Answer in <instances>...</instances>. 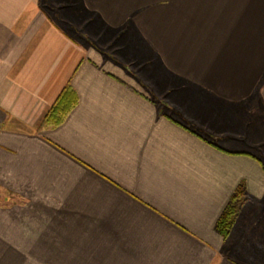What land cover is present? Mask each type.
<instances>
[{
	"label": "crops",
	"instance_id": "0c3cea01",
	"mask_svg": "<svg viewBox=\"0 0 264 264\" xmlns=\"http://www.w3.org/2000/svg\"><path fill=\"white\" fill-rule=\"evenodd\" d=\"M77 2L0 0V264H264V0Z\"/></svg>",
	"mask_w": 264,
	"mask_h": 264
},
{
	"label": "rangeland",
	"instance_id": "374dc122",
	"mask_svg": "<svg viewBox=\"0 0 264 264\" xmlns=\"http://www.w3.org/2000/svg\"><path fill=\"white\" fill-rule=\"evenodd\" d=\"M44 2L51 9V12L54 15V17H58L59 19L64 20L67 12H69L70 15L74 16L80 21L82 20L85 21V19L86 20L92 19L91 18L92 14L87 13L86 10L83 12L82 10L83 7L81 6L80 2L79 3L77 2V0H44ZM73 3L78 5V7L72 8L71 6L73 5ZM78 28L82 29V27H78ZM79 32L81 33L82 31H79ZM90 36L92 39L96 40L97 44L101 46L102 50L106 52V54H109L112 56H115V54H118V51L125 48L124 47L125 45L129 46L130 44H135L132 41H135L137 43L136 45L141 44L143 46L141 49L139 47V50L143 51L142 55L140 53L141 57L145 58L147 56L152 55V53L149 50L144 48L145 43L142 40V38L139 36V34L134 35L132 33L131 36H129L125 34H120V32L116 34L112 32L106 33L105 31L103 32L100 30H96L95 28L92 30V32H90ZM151 57L152 56H150L149 58ZM157 64L158 62L156 63V60H155L154 62L155 67H157ZM261 138H262L261 140L264 139V111L263 110H261ZM261 156H264V147H261Z\"/></svg>",
	"mask_w": 264,
	"mask_h": 264
},
{
	"label": "trees",
	"instance_id": "16d2710c",
	"mask_svg": "<svg viewBox=\"0 0 264 264\" xmlns=\"http://www.w3.org/2000/svg\"><path fill=\"white\" fill-rule=\"evenodd\" d=\"M77 103V93L71 86H67L50 109L44 122L50 124H60ZM245 201L246 193L243 185H240L217 223V229L224 237H228L230 235L237 216Z\"/></svg>",
	"mask_w": 264,
	"mask_h": 264
}]
</instances>
